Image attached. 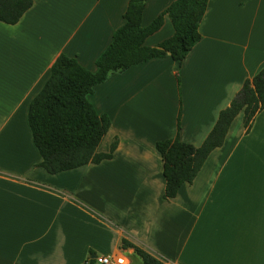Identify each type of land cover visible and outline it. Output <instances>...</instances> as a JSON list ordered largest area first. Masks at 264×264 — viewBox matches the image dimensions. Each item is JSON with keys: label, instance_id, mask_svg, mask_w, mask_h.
<instances>
[{"label": "crops", "instance_id": "0c3cea01", "mask_svg": "<svg viewBox=\"0 0 264 264\" xmlns=\"http://www.w3.org/2000/svg\"><path fill=\"white\" fill-rule=\"evenodd\" d=\"M129 0H33L15 24L0 21V264H84L90 253L163 264H264V108L243 113L191 183L164 197L155 147L175 137L200 145L246 78L264 66V0H208L200 40L179 65L169 55L112 73L88 96L110 127V158L49 173L38 166L27 121L56 56L95 60L124 23ZM173 0H147L148 25ZM171 20L145 39L156 46ZM179 122V129H178Z\"/></svg>", "mask_w": 264, "mask_h": 264}, {"label": "trees", "instance_id": "16d2710c", "mask_svg": "<svg viewBox=\"0 0 264 264\" xmlns=\"http://www.w3.org/2000/svg\"><path fill=\"white\" fill-rule=\"evenodd\" d=\"M147 0H129L124 23L112 35L108 46L95 60L94 71L84 67L76 57L59 53L41 89L30 100L27 121L32 141L41 160L38 166L56 173L98 163L110 158L116 148L114 140L108 152L98 151L110 127L107 114H99L88 96L94 87L112 73L132 65L169 55L180 65L200 40L199 25L208 0H173L152 21L142 25ZM33 0H0V21L15 24L32 6ZM167 15L174 32L156 46L145 39L160 29ZM264 108V66L246 78L230 103L220 110L217 120L198 146L184 142L179 131L173 138L156 142L163 160L164 197H174L183 183H191L212 150L222 146L234 117L242 112L247 133L255 115ZM179 129V122H178ZM123 248L133 247L143 264H163L160 260L123 239ZM90 253L84 264H95Z\"/></svg>", "mask_w": 264, "mask_h": 264}, {"label": "built area", "instance_id": "2783aa9c", "mask_svg": "<svg viewBox=\"0 0 264 264\" xmlns=\"http://www.w3.org/2000/svg\"><path fill=\"white\" fill-rule=\"evenodd\" d=\"M95 264H129V259L124 254H98L94 257Z\"/></svg>", "mask_w": 264, "mask_h": 264}, {"label": "rangeland", "instance_id": "374dc122", "mask_svg": "<svg viewBox=\"0 0 264 264\" xmlns=\"http://www.w3.org/2000/svg\"><path fill=\"white\" fill-rule=\"evenodd\" d=\"M139 262H141V261L138 257H133V264H141Z\"/></svg>", "mask_w": 264, "mask_h": 264}]
</instances>
